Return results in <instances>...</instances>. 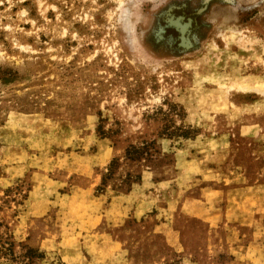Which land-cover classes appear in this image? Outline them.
Masks as SVG:
<instances>
[{
    "label": "rangeland",
    "instance_id": "1",
    "mask_svg": "<svg viewBox=\"0 0 264 264\" xmlns=\"http://www.w3.org/2000/svg\"><path fill=\"white\" fill-rule=\"evenodd\" d=\"M258 1L0 0V264H264Z\"/></svg>",
    "mask_w": 264,
    "mask_h": 264
},
{
    "label": "flooded vegetation",
    "instance_id": "2",
    "mask_svg": "<svg viewBox=\"0 0 264 264\" xmlns=\"http://www.w3.org/2000/svg\"><path fill=\"white\" fill-rule=\"evenodd\" d=\"M213 1V0H210L206 5L203 4V0H202V4L201 6H199L197 9H195L193 12H186V7L187 5L185 3H180V4H172L168 7H172L171 9V13L174 15V17L178 16V15H182L184 17L183 21H187V18H191V25L189 27V33H188V37L190 38L191 42L193 43V46L189 49H185V50H180V47L177 46V44L179 43V32L173 28V27H166L165 28V31L163 33V38L162 39H159L157 40L158 42H167V44H169L170 47L174 48V50L178 51V52H184V51H188V50H191L192 48L195 47L196 45V38H195V30L197 28V20H196V16L198 14H200L201 12H203L208 4ZM220 1H223V0H220ZM224 2V1H223ZM205 6V8H203ZM168 7L163 11V13L161 14V17L159 19V22L161 24L164 23L163 19H165L167 17V10H168ZM202 8V9H201ZM201 9V10H200ZM179 11V12H178ZM182 21V22H183ZM158 27V26H157ZM157 27H156V30H157ZM167 28H172L176 31V35L175 36H167L165 35L166 33V30ZM155 30V31H156ZM155 34V33H154ZM167 36V37H166ZM156 39V37H155Z\"/></svg>",
    "mask_w": 264,
    "mask_h": 264
},
{
    "label": "water",
    "instance_id": "3",
    "mask_svg": "<svg viewBox=\"0 0 264 264\" xmlns=\"http://www.w3.org/2000/svg\"><path fill=\"white\" fill-rule=\"evenodd\" d=\"M209 1L210 0H203V4L206 5ZM223 1L228 2V3H233V0H223ZM262 1H264V0H259L258 3L262 2ZM258 3H256V4H258ZM203 8H205V6ZM171 9H172V7H168L167 17L165 19H163L164 23L163 24H161L160 22L158 23L157 30L155 31L156 40L163 38V33H164L166 27H173L179 32V36H178L179 37V43L177 44V46L180 47V50L189 49L193 46V43L191 42L190 38L188 37L189 27L191 25V18H187V21H183L184 17L182 15H178V16L174 17V15L171 13ZM175 20L180 22L183 25V30L181 28H179L177 24H175V22H174Z\"/></svg>",
    "mask_w": 264,
    "mask_h": 264
},
{
    "label": "trees",
    "instance_id": "4",
    "mask_svg": "<svg viewBox=\"0 0 264 264\" xmlns=\"http://www.w3.org/2000/svg\"><path fill=\"white\" fill-rule=\"evenodd\" d=\"M136 152H137L136 148L133 145H131L130 147L126 149V154L130 156H134L133 153H136ZM9 245L11 246V243H9ZM26 251H27V256L30 257V256H33V254L37 251V249L28 247Z\"/></svg>",
    "mask_w": 264,
    "mask_h": 264
}]
</instances>
